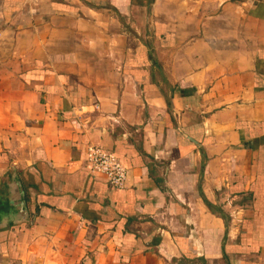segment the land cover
I'll list each match as a JSON object with an SVG mask.
<instances>
[{"label":"crops","instance_id":"0c3cea01","mask_svg":"<svg viewBox=\"0 0 264 264\" xmlns=\"http://www.w3.org/2000/svg\"><path fill=\"white\" fill-rule=\"evenodd\" d=\"M2 194L0 264H264V0H0Z\"/></svg>","mask_w":264,"mask_h":264},{"label":"built area","instance_id":"2783aa9c","mask_svg":"<svg viewBox=\"0 0 264 264\" xmlns=\"http://www.w3.org/2000/svg\"><path fill=\"white\" fill-rule=\"evenodd\" d=\"M86 164L88 175L104 178L117 188L126 185L128 170L112 152L102 147H91L87 151Z\"/></svg>","mask_w":264,"mask_h":264},{"label":"water","instance_id":"95a60500","mask_svg":"<svg viewBox=\"0 0 264 264\" xmlns=\"http://www.w3.org/2000/svg\"><path fill=\"white\" fill-rule=\"evenodd\" d=\"M15 186L16 188H18L20 198H22L24 194L21 188V184L16 182ZM15 195L17 198V194ZM5 198L6 197L3 196V194L0 196V208H1L0 219L1 218L9 219L8 224L10 226L26 221L27 220V210H26L25 202L21 200L16 203V202H12L8 196H7L8 200H5ZM8 208L10 209L8 210Z\"/></svg>","mask_w":264,"mask_h":264}]
</instances>
